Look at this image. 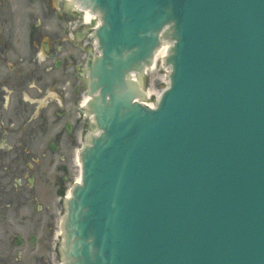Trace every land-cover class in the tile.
<instances>
[{"label":"water","instance_id":"1","mask_svg":"<svg viewBox=\"0 0 264 264\" xmlns=\"http://www.w3.org/2000/svg\"><path fill=\"white\" fill-rule=\"evenodd\" d=\"M76 1L102 22L86 65L100 133L67 201L66 264H264V0ZM160 33L170 84L150 110L127 74Z\"/></svg>","mask_w":264,"mask_h":264},{"label":"flooded vegetation","instance_id":"2","mask_svg":"<svg viewBox=\"0 0 264 264\" xmlns=\"http://www.w3.org/2000/svg\"><path fill=\"white\" fill-rule=\"evenodd\" d=\"M17 1L0 0V220L14 207L23 212L35 199L34 187L43 185L45 111L33 113L44 93L46 57L62 50L57 25L44 23L46 17L59 21V1L27 0L34 8L17 7ZM53 246L51 234L27 226L2 231L0 264H59Z\"/></svg>","mask_w":264,"mask_h":264},{"label":"rangeland","instance_id":"3","mask_svg":"<svg viewBox=\"0 0 264 264\" xmlns=\"http://www.w3.org/2000/svg\"><path fill=\"white\" fill-rule=\"evenodd\" d=\"M60 5L61 24L59 27L63 29L66 18H70L72 22H75L78 25L79 18L71 17L73 12L67 7L64 0H60ZM16 6L22 8L36 7V5H29L26 0H18ZM47 18L48 17H46L44 23L51 24L52 21L50 22ZM73 31L74 30H72V33H74ZM69 45L72 46L73 53L79 58V61L76 63V72L80 74L82 81L79 82L77 79H72V103L68 104V101L67 103H62L63 105L67 104L64 109H62V106L57 107L54 105L51 107L48 105L47 108H45V115L48 122L45 126V157L42 169L43 188H37V192L35 190V194L37 193V196L40 199L38 208L31 206L27 207L30 217L29 226L36 229L33 221L36 219L39 220V227H41L36 230L41 231L42 235L46 237L50 234H53L54 236V233L58 234L61 231L62 220L65 215V201L59 199L57 188L58 186H62L67 192V190L72 187L79 174V167L76 162L78 152L85 145L86 135L94 133V131L89 128L90 123L86 119L87 115L79 108V104L86 96L85 86L87 82L83 71L85 59H82V57L85 53L86 56L89 52H91V56L95 53L91 51L90 46H88V50L80 52L78 48L81 46V42L75 38V34H72V42ZM69 45H67V47H69ZM166 74L167 69L165 64L158 60L155 69L150 70L146 76L144 75L143 78L140 79L143 90L150 89L154 92L162 90L165 87ZM58 77L60 81L64 80L61 73ZM76 87L80 88L77 94H75L74 90ZM49 90L50 89H46V92ZM48 95L45 96V99H47ZM70 107H72L70 113H65L63 119H58L57 113H62L65 109ZM53 118H55L54 121L50 123L49 120ZM65 123H71L73 125L71 135L66 134L64 129ZM57 124L60 126L59 135L63 138L61 137V140L59 141V148L57 151L52 152L48 148V143L51 141L50 138L53 128ZM63 177L64 182H61ZM2 226H0V230H2Z\"/></svg>","mask_w":264,"mask_h":264},{"label":"bare ground","instance_id":"4","mask_svg":"<svg viewBox=\"0 0 264 264\" xmlns=\"http://www.w3.org/2000/svg\"><path fill=\"white\" fill-rule=\"evenodd\" d=\"M68 2H70V4L72 3L73 4V1L72 0H66ZM83 14H85L86 18H90V19H96L95 15L93 17V15L88 11V10H82ZM169 42L168 41H165L163 43H160V47L155 50V53H154V56H153V64L152 66L149 68L151 70H154L155 69V65H156V62L162 58H164L167 53H168V50L171 46H169ZM88 98H85V100L83 101L82 105H85L86 101H87ZM150 106V105H149ZM74 183L78 184L79 183V176L75 179ZM70 196V191L68 192L66 198H69Z\"/></svg>","mask_w":264,"mask_h":264}]
</instances>
